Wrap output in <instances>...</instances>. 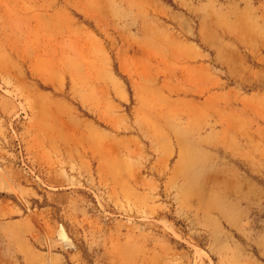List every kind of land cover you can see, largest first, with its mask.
<instances>
[{"label": "rangeland", "instance_id": "374dc122", "mask_svg": "<svg viewBox=\"0 0 264 264\" xmlns=\"http://www.w3.org/2000/svg\"><path fill=\"white\" fill-rule=\"evenodd\" d=\"M0 264H264V0H0Z\"/></svg>", "mask_w": 264, "mask_h": 264}]
</instances>
